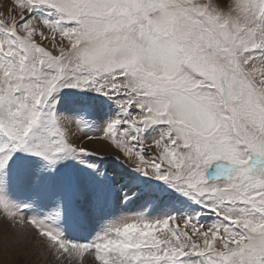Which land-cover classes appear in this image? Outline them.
<instances>
[{
    "label": "snow or ice",
    "instance_id": "1",
    "mask_svg": "<svg viewBox=\"0 0 264 264\" xmlns=\"http://www.w3.org/2000/svg\"><path fill=\"white\" fill-rule=\"evenodd\" d=\"M106 158L159 183L113 211ZM0 222L45 264H264V0L0 5Z\"/></svg>",
    "mask_w": 264,
    "mask_h": 264
},
{
    "label": "rangeland",
    "instance_id": "2",
    "mask_svg": "<svg viewBox=\"0 0 264 264\" xmlns=\"http://www.w3.org/2000/svg\"><path fill=\"white\" fill-rule=\"evenodd\" d=\"M8 0H0V5H4ZM79 104L91 105L94 109V118L97 121H104L115 110V105L105 97L98 96L95 93H81L76 90H66L63 95V105L67 108H73ZM102 167L109 173V183L114 185L110 192L113 211H119L120 190L131 193L132 190L140 186L142 189L145 185H155L159 182L150 180L149 178L140 176L138 173H132L127 167L119 162L106 158ZM146 190V189H145ZM13 195L18 198H26L30 193L25 189H14ZM144 190L137 193V198L134 199L128 208L135 209L143 202ZM99 217L93 214H88L81 219L79 216H70L66 224V232L69 236L85 237L99 226ZM6 226L0 222V230ZM12 232L0 231V264H45L46 257L42 252H37L35 242L26 245L25 242H12L8 245L3 243L5 238L13 236Z\"/></svg>",
    "mask_w": 264,
    "mask_h": 264
}]
</instances>
